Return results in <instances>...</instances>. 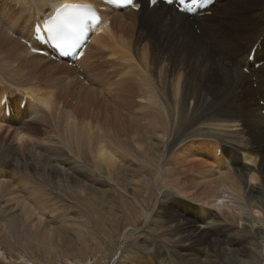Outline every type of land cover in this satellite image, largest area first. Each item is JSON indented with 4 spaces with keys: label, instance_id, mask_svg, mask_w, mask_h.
<instances>
[{
    "label": "bare ground",
    "instance_id": "1",
    "mask_svg": "<svg viewBox=\"0 0 264 264\" xmlns=\"http://www.w3.org/2000/svg\"><path fill=\"white\" fill-rule=\"evenodd\" d=\"M3 1L0 213L11 227L52 256L77 241L89 246L91 221L72 218L95 220L92 192L120 229L117 249L108 251L112 264H176L166 245L148 243L151 236L177 239L182 254L196 248L195 264H264V0L226 18L193 16L244 31L230 35L216 58L201 44L193 63L174 57L172 41L161 47L157 39L170 29L183 32L191 16L163 3L150 8L147 0H139V11L107 7L110 25L75 65L31 51L28 44L41 49L35 23L42 26L60 5L97 0ZM228 1L217 0L210 10ZM227 92L230 97L216 101ZM212 106L232 114L209 115ZM102 181L106 188L98 186ZM150 184L155 197L145 198ZM111 189L122 203L140 204L137 214L106 209Z\"/></svg>",
    "mask_w": 264,
    "mask_h": 264
},
{
    "label": "rangeland",
    "instance_id": "2",
    "mask_svg": "<svg viewBox=\"0 0 264 264\" xmlns=\"http://www.w3.org/2000/svg\"><path fill=\"white\" fill-rule=\"evenodd\" d=\"M241 1V2H240ZM246 0H244L242 2V0H230L228 2H226L223 6L219 5L217 6L215 9L211 10V13H209V16L211 17H215V19L218 17V14L222 13L223 14V18H226V14H234V12L236 11H251L253 9H250V10H244L245 8H248V7H253V6H259L263 0H254L255 2L253 3H246L245 2ZM3 0H0V4H3ZM246 4H245V3ZM241 5V6H240ZM148 15V14H147ZM150 16V15H148ZM173 17V16H172ZM194 17H191L189 23L190 25H188V27L186 29H189L188 32L186 33V29L181 32V33H176V29H170L168 30L167 32H165L164 34H161L157 37L158 41H159V44L161 47H164V46H167V44L172 41L174 43V47L177 48V50L175 51L174 53V57H177V56H180V55H183L187 60H189L190 63H193L195 61V57H196V54H197V51H202L201 47L202 45L205 46L207 48V51L208 52V55H210L211 57L213 58H216L218 57V54H217V49H220L223 47V44L224 42L229 39V36L232 35V34H242L244 33V31H236L234 30L233 28H231L230 25H226V23L222 22L221 20V23L220 26L218 27H215L214 23L215 22H218V21H213L212 23H200V22H195V20L193 19ZM219 18V17H218ZM146 19V18H145ZM249 22H252V19H249L248 20V23ZM145 26L148 24V22L146 20H144L142 22ZM179 27V26H178ZM190 27V28H189ZM241 28V26H240ZM150 29V28H149ZM191 29H193L191 31ZM222 29V30H221ZM151 30V29H150ZM191 31V32H190ZM233 31V32H232ZM173 35H172V34ZM193 33L196 35L197 34V37L196 38ZM220 33V34H219ZM155 34L157 35V31H155ZM177 34V35H176ZM181 34V35H180ZM167 35V36H166ZM172 35V36H171ZM180 35V36H179ZM184 35V36H183ZM166 38H165V37ZM188 36H191V37H188ZM177 37V38H175ZM180 37V38H179ZM184 37V38H183ZM193 37V39H192ZM201 39H200V38ZM183 38V39H182ZM189 38V39H188ZM224 38V39H223ZM176 39V41H175ZM199 39V40H198ZM203 40V41H202ZM182 41V42H181ZM180 42V43H178ZM194 42V43H193ZM204 42V43H203ZM183 45H182V44ZM202 44V45H201ZM191 45V46H190ZM179 46V47H178ZM181 47V49H180ZM210 50V51H208ZM244 49L240 50L239 51V54L241 52H243ZM211 52V54H210ZM216 57H215V56ZM256 86V85H255ZM216 95V94H215ZM225 97H230V95L228 94V92L223 95V96H219V98L216 99V101H219L221 100L222 98H225ZM246 108L243 107L242 109H239L240 112H242V114L245 112ZM207 114L209 115H212V114H217V113H223L225 115H231L232 112L231 111H228L226 109H224L223 107H219V108H215V107H210L209 109H206L205 110ZM89 116H94L93 113H90ZM240 116V115H239ZM255 139H256V142H258L260 144V137H256L255 136ZM189 161V159H188ZM190 162V161H189ZM91 179H95L94 177H90ZM103 183L99 184L98 186L100 188H106V185L104 183V181H102ZM55 187L59 188L60 190H65V184H59L57 182H53ZM109 187V186H108ZM152 189V190H150ZM117 189H115V192L111 190H109V193L106 194L107 195H110L109 198L111 199V201L108 203V207H106V209H108L109 207H111L113 209V211L117 212V210H121L122 208H133V211L134 213L137 214L136 212V209L138 208V206H140V204H138V206H135V207H132L129 203V200L126 198L125 199V202L122 203V200L120 201L119 200V196L117 195ZM62 191V192H63ZM155 192L156 190L154 189V186H152V184H150L149 186V193L145 196V198H154L155 197ZM154 194V196H153ZM88 196H90L89 198H91L90 200L93 201V203L95 205H90V212L92 213V217L94 215V219L96 220H93V218L91 219L90 217L88 216H81L80 217H83V218H78V213L76 214H73V213H70V214H73L76 218H72L70 216V218L74 219L75 221L78 220V221H82V223H86L87 221H91L90 223H87V225L90 227V233L87 234V242L89 244L84 246L85 244H80L81 242L80 241H77V242H74V244L72 245H69L67 247L64 248L65 252H63L64 250H62V252H59V254L57 255H53L50 254L48 251V254L46 252V250L44 251V248L39 247L37 246V244L35 245L34 242H31L29 239H27V237H25L24 235H22V233L17 230V229H14L13 227H11V225L8 223V221L5 220V218H3V215L0 213V264H112V260H109L111 259V252L114 250V249H117L118 247V230L120 231L118 225L116 224L115 222V217H112V216H108V214L106 216H104V214L102 213V210L100 211V208H101V203H99V200L98 199H102V196L100 194H95V193H92V192H88L87 194ZM112 195V196H111ZM115 195V196H114ZM150 195V196H149ZM94 196V197H93ZM96 196V197H95ZM93 197V198H92ZM97 199V203H96V200ZM114 199V200H113ZM120 202V203H119ZM111 203V204H110ZM115 203V204H114ZM110 204V205H109ZM113 204V205H112ZM97 205V206H96ZM100 205V206H99ZM112 205V206H111ZM121 205V206H120ZM87 207H89L87 204H86ZM93 206V207H92ZM99 206V207H98ZM123 206V207H122ZM122 207V208H121ZM75 208V207H74ZM97 208V209H96ZM99 208V209H98ZM119 208V209H118ZM96 209V211H95ZM102 209V208H101ZM122 209V210H123ZM174 207L173 205H171L167 211H171L173 210ZM94 212H93V211ZM100 211V213H99ZM130 212V211H129ZM197 212V209H196V205H195V213ZM102 213V214H101ZM102 215V216H99ZM77 215V216H76ZM127 215H132V213H128ZM108 216V217H107ZM105 217V218H104ZM213 217V215L211 216ZM103 220H102V219ZM87 219V220H86ZM98 219V220H97ZM114 219V220H113ZM85 220V221H83ZM109 220V221H108ZM211 220V218H210ZM112 221V222H111ZM206 221H209V220H206ZM106 222V223H105ZM80 223V222H79ZM104 223V224H103ZM115 223V224H113ZM99 225V227L97 225ZM112 224V225H111ZM206 224V223H205ZM92 225V226H90ZM101 225V226H100ZM144 225V221L142 220L141 221V224H140V228H142V226ZM79 226V224L76 225V227ZM96 226V227H95ZM106 226V227H105ZM115 226V227H114ZM117 226V227H116ZM102 227V228H101ZM108 227V228H107ZM113 227L115 229H113ZM95 230H94V229ZM99 228V230H98ZM104 228V229H103ZM113 229V230H112ZM112 230V231H111ZM5 231H8V236H6V232ZM97 231V232H96ZM103 231V233H102ZM106 231V232H105ZM20 232V233H19ZM99 232V233H98ZM114 234H112V233ZM116 232V233H115ZM11 233V234H10ZM17 233V234H16ZM97 233V234H96ZM102 233V234H101ZM107 234V235H106ZM10 235V236H9ZM13 235V236H12ZM102 235V236H99ZM109 235V236H108ZM115 235V237H113ZM117 235V236H116ZM98 236V237H97ZM105 236V237H104ZM9 237V238H7ZM22 237V238H20ZM94 239H93V238ZM111 237H113L111 239ZM25 238V239H24ZM99 238H102L101 240ZM105 238V239H104ZM117 238V239H116ZM151 238V239H150ZM157 238V239H156ZM18 239V240H17ZM24 239V240H23ZM90 239V240H89ZM92 239L94 241H92ZM98 239V240H97ZM116 239V242L115 240ZM149 241H148V240ZM105 240V241H104ZM108 240V241H106ZM110 240V241H109ZM146 240L148 241V243H155V244H161V245H166L168 248H169V253L172 252V254L170 253V256L171 258H174L176 259L175 263L176 264H195L196 263V258L200 255V253L198 252V250L196 248L194 249H189L186 251V253H181L179 250L176 249L177 247V239L175 241V239H171V240H167V242L165 243V241H163L162 237L161 236H151V237H148L146 238ZM155 240V241H154ZM159 240V241H158ZM26 241V243H25ZM100 242V243H99ZM114 242V244H113ZM158 242V243H157ZM174 242V243H173ZM28 243V244H27ZM33 243V244H32ZM94 245H93V244ZM168 243H172V244H168ZM113 244V246H112ZM116 244V245H115ZM94 247H93V246ZM96 245V246H95ZM101 245V246H100ZM111 245V246H110ZM115 245V246H114ZM33 246V247H32ZM73 246V247H72ZM82 246V247H81ZM91 246V247H90ZM110 246V247H109ZM117 246V247H116ZM196 246H200V245H196ZM79 251H78L75 249ZM81 247V248H80ZM105 247V248H104ZM108 247V248H107ZM173 247H175L173 249ZM88 250H87V249ZM91 248V249H90ZM92 248H94L92 250ZM98 248V249H96ZM113 248V249H112ZM209 248V249H208ZM43 249V250H42ZM71 249V250H70ZM83 249V250H82ZM100 249V251H99ZM105 249V250H104ZM111 249V251L109 250ZM207 249V254L210 255L211 253V247L207 246L206 247ZM70 250V251H69ZM86 250V251H85ZM98 250V252H97ZM101 250L103 253H101ZM172 250V251H171ZM179 252H177V251ZM197 252H196V251ZM77 251V252H76ZM110 253H109V252ZM76 253V256H74V254ZM82 252H83V255L85 256L84 257V260H83V255H82ZM86 252H89L86 253ZM94 252V253H93ZM96 252V253H95ZM78 253V254H77ZM179 253V254H178ZM80 256H77L79 255ZM88 254V255H87ZM93 254V255H92ZM95 254V255H94ZM99 254V255H98ZM105 254V255H104ZM109 254V255H107ZM181 254V255H180ZM186 254V256L184 255ZM192 254V256H191ZM92 255V257H91ZM101 255V256H100ZM104 257H103V256ZM183 255V256H182ZM89 256V257H88ZM109 256V257H108ZM75 257V258H74ZM79 257V259H78ZM81 257V258H80ZM94 257V258H93ZM101 257V258H99ZM195 257V258H194ZM53 258V259H52ZM88 258V259H87ZM96 258V259H95ZM104 258V259H103ZM184 258V259H183ZM187 260H186V259ZM193 258V259H192ZM78 259V260H77ZM82 259V260H81ZM86 259V260H85ZM98 259H100L98 261ZM108 259V260H106ZM190 259V260H189ZM80 261V262H79ZM90 261V262H89ZM194 261V262H192ZM190 262V263H189ZM159 264H161L159 262ZM210 264H218V263H212L210 262Z\"/></svg>",
    "mask_w": 264,
    "mask_h": 264
},
{
    "label": "snow or ice",
    "instance_id": "3",
    "mask_svg": "<svg viewBox=\"0 0 264 264\" xmlns=\"http://www.w3.org/2000/svg\"><path fill=\"white\" fill-rule=\"evenodd\" d=\"M117 2H120V0H117ZM166 2L169 3V4H172V3L175 2V0H166ZM179 2H180L181 5H185L186 0H179ZM194 2H195V0H194ZM123 3H125V4H127V5H131L132 7H135V8H137V9H139V7H140V5L137 4V3H135L134 0H123ZM151 3H152L153 5H155V4L157 3V0H151ZM181 10H182V11H189L190 9H189L187 6H185V7L182 8ZM97 23H99L98 18H97ZM59 46H60V47H63L64 44L61 43ZM74 46H75V45H74ZM257 214L259 215V213H257Z\"/></svg>",
    "mask_w": 264,
    "mask_h": 264
}]
</instances>
